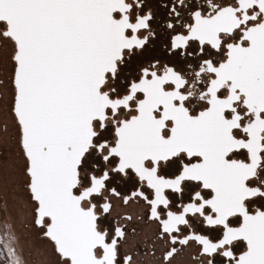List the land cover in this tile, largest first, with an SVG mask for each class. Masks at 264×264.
<instances>
[{
    "label": "snow or ice",
    "instance_id": "snow-or-ice-1",
    "mask_svg": "<svg viewBox=\"0 0 264 264\" xmlns=\"http://www.w3.org/2000/svg\"><path fill=\"white\" fill-rule=\"evenodd\" d=\"M0 264H264V0H0Z\"/></svg>",
    "mask_w": 264,
    "mask_h": 264
}]
</instances>
